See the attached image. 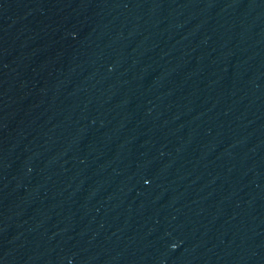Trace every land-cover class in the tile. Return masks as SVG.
<instances>
[{
  "label": "water",
  "instance_id": "obj_1",
  "mask_svg": "<svg viewBox=\"0 0 264 264\" xmlns=\"http://www.w3.org/2000/svg\"><path fill=\"white\" fill-rule=\"evenodd\" d=\"M0 264H264V0H0Z\"/></svg>",
  "mask_w": 264,
  "mask_h": 264
}]
</instances>
